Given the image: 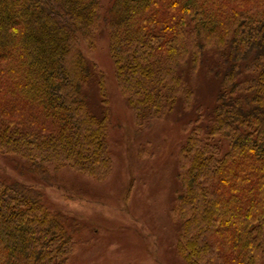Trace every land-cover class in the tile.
Wrapping results in <instances>:
<instances>
[{
	"label": "trees",
	"instance_id": "1",
	"mask_svg": "<svg viewBox=\"0 0 264 264\" xmlns=\"http://www.w3.org/2000/svg\"><path fill=\"white\" fill-rule=\"evenodd\" d=\"M100 11V0H0V153L43 180L50 165L99 181L111 169L107 110L88 109L94 73L78 49L93 45ZM105 22L137 123L163 118L179 98L189 107L180 70L219 53L211 117L194 122L181 150L177 255L264 264V0H114ZM98 87L106 106L101 75ZM73 233L38 190L0 179V264H66Z\"/></svg>",
	"mask_w": 264,
	"mask_h": 264
},
{
	"label": "rangeland",
	"instance_id": "2",
	"mask_svg": "<svg viewBox=\"0 0 264 264\" xmlns=\"http://www.w3.org/2000/svg\"><path fill=\"white\" fill-rule=\"evenodd\" d=\"M113 2L100 0L103 20L93 45L78 43L94 73L83 88L88 109L97 117L107 110L109 173L99 181L59 164L48 166L43 180L19 157L0 153V179L35 188L51 213L64 215L73 225L75 246L66 264H185L177 255L181 150L194 122L207 123L211 117L222 58L207 49L196 71L190 65L180 70L193 93L189 107L179 98L163 118L137 123L117 86L109 54L105 21ZM100 75L106 106L99 94Z\"/></svg>",
	"mask_w": 264,
	"mask_h": 264
}]
</instances>
